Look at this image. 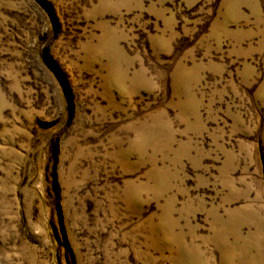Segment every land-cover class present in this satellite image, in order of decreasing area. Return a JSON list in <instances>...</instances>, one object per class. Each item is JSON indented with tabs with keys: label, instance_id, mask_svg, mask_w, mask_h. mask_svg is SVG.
Wrapping results in <instances>:
<instances>
[{
	"label": "rangeland",
	"instance_id": "rangeland-1",
	"mask_svg": "<svg viewBox=\"0 0 264 264\" xmlns=\"http://www.w3.org/2000/svg\"><path fill=\"white\" fill-rule=\"evenodd\" d=\"M0 264H264V0H0Z\"/></svg>",
	"mask_w": 264,
	"mask_h": 264
}]
</instances>
